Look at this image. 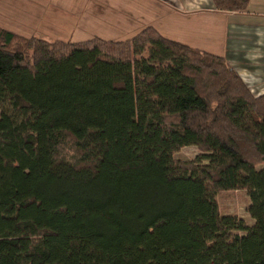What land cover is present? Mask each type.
Returning a JSON list of instances; mask_svg holds the SVG:
<instances>
[{
    "label": "trees",
    "instance_id": "1",
    "mask_svg": "<svg viewBox=\"0 0 264 264\" xmlns=\"http://www.w3.org/2000/svg\"><path fill=\"white\" fill-rule=\"evenodd\" d=\"M239 13L251 0H212ZM196 147L206 161L175 155ZM264 95L148 27H0V264H264ZM246 192L253 220L221 212Z\"/></svg>",
    "mask_w": 264,
    "mask_h": 264
},
{
    "label": "crops",
    "instance_id": "2",
    "mask_svg": "<svg viewBox=\"0 0 264 264\" xmlns=\"http://www.w3.org/2000/svg\"><path fill=\"white\" fill-rule=\"evenodd\" d=\"M20 1L22 0H0L1 17L8 13L10 16L15 14L16 17L13 28L6 27L1 22L0 27L18 34L20 33L16 27L28 28L31 34L25 37H40L46 41H76L78 39L74 34L82 28H78L79 22L75 20L71 29L68 30L74 33L71 38L48 31L49 25L62 28L66 24L68 27L71 25L68 16L72 14L70 8L72 4L68 0H56V7L53 2H48L50 6L48 4L47 9L52 10L53 14H57L58 11L60 17H67V20L55 19L54 15L50 14V10L46 13L42 12L44 5L39 3H43L44 0H25L26 4H20ZM152 1L159 6L161 13L164 12L165 17H171L160 26L158 31L162 35L193 49L224 57L254 95H264V0H251L247 11L239 13L220 12L215 8L212 0ZM82 7V11H79L77 4L73 15L76 14L78 18L82 15L83 23H85L86 16L92 15H88L87 10H94L96 5L92 0H83ZM23 16L28 19L27 23L20 21ZM168 21H171V24L164 26ZM170 25L173 28L172 31ZM177 27H183V33L182 29L178 32ZM51 30H53L52 27ZM64 38L67 39L63 40Z\"/></svg>",
    "mask_w": 264,
    "mask_h": 264
},
{
    "label": "rangeland",
    "instance_id": "3",
    "mask_svg": "<svg viewBox=\"0 0 264 264\" xmlns=\"http://www.w3.org/2000/svg\"><path fill=\"white\" fill-rule=\"evenodd\" d=\"M82 1L83 0H79L78 2H76L73 0H68V2L72 4L70 7L72 14L68 16V20L71 21V25L69 27L67 24L63 26L64 28L49 25L48 31H51L52 34L53 32L60 33V35H62L63 37L70 36L69 38L75 35V38L78 39H76V41L72 40V42H86L95 37L105 40L124 41L132 39L138 33L148 27H153L159 30L160 26L163 25L162 23L171 19V17H168L167 15V17H165L164 12L161 13L159 6L155 3V1L152 0H92V2L95 3L96 8H94V10H87V14L92 15L86 16V22L83 23L82 15H79V18L76 14L73 15V13L76 11L77 4L79 11H82ZM48 2H53V5H55V7L57 6L56 0H44L43 3H39L44 5L42 7V12L44 13L50 10H47L49 4ZM20 4H26V1H20ZM53 5L52 7H54ZM38 10L41 11V9ZM51 11L52 10H50V14L54 15L55 19L60 20V18H62L64 20H67V17H60L58 11L57 14H53ZM167 12L168 11L166 9V13ZM14 15L10 16L9 13L4 17H1L0 15V22L2 24H5L6 27L13 28V23H15L16 20V17ZM27 20L28 19L24 16L20 19L22 23H27ZM74 20L76 22H79L78 28H82V30H77L75 34L68 31L69 29H71L70 27L73 26L72 23L74 22ZM169 24H171V21H168L164 26L167 27ZM51 27L54 31L51 30ZM16 28L17 31L24 36H29V34H31L27 30L28 28ZM59 28L61 30H59ZM170 29L171 31L173 30L171 25ZM179 29H182L183 33V27H177L178 32ZM66 39L67 38H64L63 40ZM175 159L182 162L201 161L203 162V164L207 163L206 161H204V159H202V153L196 147H185L181 149L179 153L175 155ZM262 168H264V166H261L258 169ZM218 203L223 214L235 215L239 218L244 219L249 225H253L254 222L248 213L250 198L246 192L239 191L222 193L218 196Z\"/></svg>",
    "mask_w": 264,
    "mask_h": 264
}]
</instances>
